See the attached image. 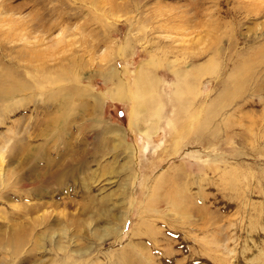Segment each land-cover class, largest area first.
Wrapping results in <instances>:
<instances>
[{
  "label": "rangeland",
  "instance_id": "374dc122",
  "mask_svg": "<svg viewBox=\"0 0 264 264\" xmlns=\"http://www.w3.org/2000/svg\"><path fill=\"white\" fill-rule=\"evenodd\" d=\"M35 54L45 72L79 79L64 85L78 91L65 131L52 120L54 88L1 103L0 172L12 177L0 187V236L22 225L41 245L23 264H55L60 244L88 246L73 255L85 264H264V0H0V71L31 83ZM251 60L247 90L227 95L221 80ZM143 67L159 98L139 107L147 127L132 122L133 101L113 99ZM215 127L214 141L197 133ZM63 163L75 181L49 178Z\"/></svg>",
  "mask_w": 264,
  "mask_h": 264
},
{
  "label": "bare ground",
  "instance_id": "6f19581e",
  "mask_svg": "<svg viewBox=\"0 0 264 264\" xmlns=\"http://www.w3.org/2000/svg\"><path fill=\"white\" fill-rule=\"evenodd\" d=\"M216 53H217V51L215 52L214 50L211 49L210 52H208L209 60L212 59L216 55ZM38 57H39V54H35V56H33V60H31V61H34V59H35V61H38L39 60ZM165 57L166 56H164V58ZM205 57H207V56H205ZM161 58H162V56H161ZM35 61L30 62V64H32L31 66H32L33 72L30 71L28 73V77H30L31 83H30V81L23 80V79L22 80L24 82H22L21 80H19L20 77H19V79L18 78L16 79L13 76V72H12L14 70L11 71V69H9V70L6 69V70L0 71V89H1L0 90V107L2 106L1 103H4V102L6 103V102H9L10 100L11 101L17 100V98H19L17 96H19L20 92L26 91V90H31V89H33L32 87H34V86H36L35 93L38 96L43 94V92H42L43 88L45 90H47L49 88L50 89L54 88L55 93L49 96V102L54 104L51 106L55 107V108L58 107V109L56 108L57 112L54 114V116L52 118L53 123H56V124L60 123L61 125H63L64 126L62 128L63 131L68 130L69 126L67 125L66 122L72 120L74 118V116L76 115V110L73 109L71 106L73 105V99H76L75 93H77L78 91H77V89L68 90V89H66V87H64V85L66 86V83H75L76 81H78V79H79V77L77 75L78 72H75V74H73L70 77L63 75L65 72L71 73V71L68 68L64 69L62 67H59L58 70L55 69V71H52V72H45L44 71L45 68L42 67V65H39V64L34 65L33 64V63H35ZM246 64L243 63L241 70L237 69V71L232 72L230 75L233 74V76H227L226 78L221 80V82H220L221 87L225 91L228 92L227 95L232 94L234 96V93H236V92H237V95H240V94H243V92H245L247 90V87H248V85L252 79L251 72L255 68L254 67L255 63H253V60H251V61L247 62ZM153 65L159 66V63H157L156 60L153 59L152 63H148V65H143V66H148V67L152 68ZM58 66H64V65L62 63H59ZM172 67H174V66H171L170 68H172ZM202 68L203 69L201 71V74L203 73V71H205L206 66L202 67ZM175 70L176 69H173V71H175ZM246 70L250 71V74L248 73V75H247V77L249 76L248 79H246L247 77H245V75H239L242 73H247V72H245ZM194 71H197V72H194ZM199 71H200L199 69H192V73L188 74L187 78L188 77L197 78L199 75V73H198ZM177 73H178V76H183L185 79V75L183 74V72H180L178 70ZM20 75H18V76H20ZM240 76H244L245 79H243V78L241 79ZM28 77H25V78H28ZM196 82H198V81H196ZM196 82H194V83H196ZM2 83H4V86L1 85ZM131 85H132L133 91L128 95H127L128 92L126 93L125 89H123L121 86L117 87V89L114 90L115 92L113 95V99H115L117 101H124V100L133 101L132 103L134 105V108L131 111V115H130L132 122L135 119L137 121L136 123L138 124L137 126H144V125H142L143 122H141V121L139 122L138 114H140V112H141V113H143L142 115H145L144 114V108L146 106L144 108L140 109L142 103L149 104L148 106L151 107L157 99L159 100L158 96L155 94V90H156L155 80H154V77L152 78V75L147 70H145V68L143 67L142 69H140L138 71V73L135 76V80H133ZM174 86H176V85H174ZM188 89H190V88H188ZM84 92H86V91H84ZM178 92L176 91L177 94H178ZM263 92H264V85L257 84L256 93L262 94ZM177 94H172V97L170 98L169 101H171V102L176 101L177 102V99H175ZM83 95L84 94L82 93V96ZM227 95L226 94L222 95L220 97V99L223 100ZM193 96H195V95H193ZM187 100H188V97H184V98L182 97L181 103L186 104V106H184V108H189L190 105H192V103H194V102L191 103V101H187ZM45 101L47 102V99ZM29 102H31V101H29ZM219 104H220L219 101H213L212 104L207 105V108L205 109L206 113L203 110V112L208 115V116H206L204 114L206 116L204 118V121H203L205 128L210 124V121H213V119L215 118V116H214V118L212 119L213 114H211V112H212V110H218L221 107V106H219ZM80 106H81L80 110H83L86 107L83 102L81 103ZM181 106H182V104L180 105V107ZM85 109H87V108H85ZM209 113H210V115H209ZM149 117H151V116H149ZM147 118H144V119H147ZM184 118H185V116H184ZM186 120H187V118H186ZM185 122H187V121H185ZM145 126H146V124H145ZM155 129H156V127H155ZM204 130H206V129H204ZM197 131H198L197 133L199 134V137H202V138L204 137V138H208V139H212V140L216 139L217 138L216 135H218L216 127H215V129L212 130V132H210L206 135L200 134L202 132V130H201V132L199 130H197ZM207 131H208V129H207ZM62 134H64V133L62 132ZM175 134H177V133H175ZM207 135H211V136H207ZM118 142H119V140H118ZM210 144H212V143H210ZM135 154H136V150H135ZM0 161H1V157H0ZM49 162H50V160L48 159L47 163H49ZM129 164H131V163H129ZM66 166L68 167V165H64V163L62 165L60 164V166H58V168H57L58 170L52 171L53 173H50L49 178L52 179L56 183L58 182V183H62V184H65L64 182H66L68 180H74L75 181L77 178V176H76L77 174H75L74 172H70V173L68 172L67 173V170H69L70 167L66 170ZM124 168L127 169L126 166H124ZM177 171H179V173H180V168L177 169ZM125 172H126V170L123 169L121 172H118V174L120 175V174H123ZM11 177H12V175H9L7 173L2 174L0 172V187L6 188V182L10 181ZM170 184L172 186L178 185V183H176V182L175 183L170 182ZM161 187H162V185H161ZM167 193H168V195L166 194L164 196V197H166V201H169L174 207H176L180 204H181L180 206H183L182 203H184L185 201L181 195H179L177 193H175V194H171L170 192H167ZM114 234L116 235V233H114ZM0 239H1V242H0V257H1L0 264H21L25 260L31 259L34 256L33 253H35V252L39 251V249H41V245L36 244V242H35L36 240L34 241V243H31L32 240H34V231H32L30 228L24 227L22 225L21 226H15V228L13 230H9V232H7V230H5L4 233L1 234ZM30 243L33 244V246L30 245ZM87 248H88V246L81 248L80 246L79 247L73 246L71 244H67L66 246L60 244L59 246L55 247V252H57L56 254H58L57 255L58 258L55 260L56 261L55 264H77L76 261L81 262L80 264H85V262H83V259H82V253H80L81 255L79 254L80 256H75L76 257L75 259L73 258V255L79 251L82 252L84 249H87ZM128 251H129L128 247L126 246V248L121 250V252H119V253L124 258H126L129 255ZM140 251H141L140 248H138V249H136L135 252H133V254L138 255V254H140ZM93 262H95V261H93ZM132 263H135V262H132Z\"/></svg>",
  "mask_w": 264,
  "mask_h": 264
}]
</instances>
